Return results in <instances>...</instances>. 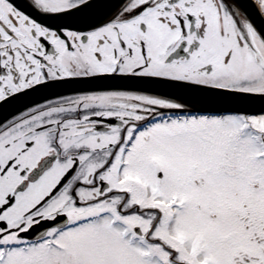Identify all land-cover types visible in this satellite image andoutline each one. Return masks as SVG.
I'll use <instances>...</instances> for the list:
<instances>
[{
	"label": "snow or ice",
	"instance_id": "6c2138e0",
	"mask_svg": "<svg viewBox=\"0 0 264 264\" xmlns=\"http://www.w3.org/2000/svg\"><path fill=\"white\" fill-rule=\"evenodd\" d=\"M0 264H264V0H0Z\"/></svg>",
	"mask_w": 264,
	"mask_h": 264
}]
</instances>
